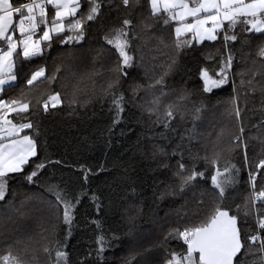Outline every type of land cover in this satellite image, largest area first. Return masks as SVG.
Listing matches in <instances>:
<instances>
[{
  "label": "trees",
  "instance_id": "1",
  "mask_svg": "<svg viewBox=\"0 0 264 264\" xmlns=\"http://www.w3.org/2000/svg\"><path fill=\"white\" fill-rule=\"evenodd\" d=\"M25 2L11 0L14 6ZM87 7L82 0L81 11ZM150 12L149 0H135L127 7L122 0H104L79 43L54 39L43 56L17 63V80L0 98L29 91L27 80L43 67L46 75L55 73L57 78L29 92L33 104L56 93L62 103L48 112L37 105L27 114L39 133L37 155L22 173L10 174L8 192L0 200V256L11 249L28 264H56L59 249L67 253V264H167L171 253L186 251L183 240L166 239L168 233L199 223L221 200L230 215H237L245 248L248 237L255 235L254 216L245 217L243 205L251 191L250 172L257 174V190L264 187V168H257L264 160V58L258 55L264 33L243 32L237 26L238 39L230 41L227 49L222 33L215 41L193 42L169 70L175 23L150 19ZM125 19L131 21L126 31L133 66L105 93L116 77L119 57L105 36L123 27ZM145 23L151 27L145 28ZM229 50L234 59L228 82L205 93L201 69L207 68L210 74L218 70L221 56ZM162 75L163 85L150 87ZM137 85L141 87L134 94ZM162 92L166 95L158 112L150 113L148 109L155 107L152 101ZM73 93L78 102L70 106ZM120 94L124 111L120 123L113 125L112 101ZM182 95L188 99L181 101ZM234 96L239 97V118L232 112ZM170 103L179 107L166 129L156 121L158 116L163 119ZM241 127L243 143L235 139ZM25 132L32 134L31 129ZM217 153L221 171L230 164L240 169L238 183L227 187L222 198L211 183L217 166L204 159ZM33 161H43L45 167L30 183L25 176L34 169ZM178 161L204 172V178L198 177L181 191L174 175ZM57 192L73 203L79 198L71 225L64 223L62 205L57 211ZM46 246L50 253L44 252ZM260 256L256 252L243 257L242 252L237 261L258 264Z\"/></svg>",
  "mask_w": 264,
  "mask_h": 264
},
{
  "label": "snow or ice",
  "instance_id": "2",
  "mask_svg": "<svg viewBox=\"0 0 264 264\" xmlns=\"http://www.w3.org/2000/svg\"><path fill=\"white\" fill-rule=\"evenodd\" d=\"M83 2L88 5L86 11H81L82 0H27L20 7H15L11 0H0V94L13 87L17 80L15 68L20 60L31 61L43 56L54 39L62 44H72L79 43L84 38L86 25L99 16L104 0H83ZM122 3L127 7L130 3H135V0H122ZM149 4L150 19L162 20L164 25L175 23V39L171 44L173 56L172 62L168 65L169 70L176 63L181 52L191 47L193 42L215 41L222 33L224 46L227 49L230 41L234 42L238 39L235 31L237 26H240L243 32L264 33V0H149ZM49 8L53 12L51 17H49ZM14 15L19 17L16 23H14ZM130 25L131 21L125 19L123 27L113 29L105 36L106 42L119 54L117 67L114 69L116 77L108 84L105 93L120 83L122 75H127L126 68L133 66L134 56L130 54L131 41L126 31ZM144 27L149 28L151 25L145 23ZM258 55L264 58V46L259 49ZM233 59L229 50L227 55L221 56L218 70L210 74L207 68L201 69L200 76L205 93H211L213 89H218L228 82ZM164 75H167V72ZM56 78L55 73L46 75L45 69L41 67L27 80L29 91L21 90L9 99L0 98V200H4L8 192L10 174L22 173L25 166L30 163V159L37 155L35 137L39 133L36 132L27 114L37 105L48 112L50 107L56 108L62 103L60 93H56L47 94V98L43 100L37 98L34 105L29 92L45 82L50 85ZM163 83L162 75L150 87L154 88ZM247 83L251 85L252 81L249 80ZM244 85L245 81L241 80V87ZM140 87L137 85L133 89L134 94ZM76 95L73 93L70 106L78 102ZM164 95L166 94L162 92L161 96L152 101L155 107L148 109L150 113L158 112ZM238 98L234 96L231 100L232 112L237 118L240 116V109L236 106ZM179 99L184 101L188 97L182 95ZM123 101V94L113 98L112 102L116 109L113 125L120 123L121 113L124 111ZM178 107V104H168L163 119L158 116L156 122L162 123L166 129L169 128ZM195 111L199 113L201 109L197 108ZM28 129L32 130V134L25 132ZM243 132L244 129L241 127V135L235 137L242 143ZM244 147L247 148V145L244 144ZM158 151L164 154L163 148H158ZM175 154L174 151L173 155ZM204 159L211 165L217 166L220 156L217 153L211 158L206 156ZM245 162L247 163L246 153ZM44 167L43 161L35 163L34 169L25 176L27 181L33 182V178ZM257 168H264V160L260 161ZM239 172L240 169L234 164L224 167L223 171L216 167L215 173L211 175V183L218 190L221 198L227 187L238 183ZM174 175L180 180L179 188L183 191L198 177L203 179L205 173L196 171L195 167L189 169L182 161H178ZM256 175L249 173L251 191L249 196L245 197L243 205V215L254 216L258 228L256 235L248 237L247 248L241 240L237 215H230V210L221 206V200L199 223L187 225L183 230L174 228L168 233L166 239L183 240L186 251L171 253L167 264H241L236 258L242 252L243 257L260 253L258 264H264V238L260 235V232H264V187L257 190ZM87 176L88 172L85 171V180ZM56 198L59 202L56 205L57 211L62 205L64 223L71 225L74 219L73 211L76 203H79V198L73 203L59 192L56 193ZM237 211H241L239 206ZM94 223L99 226L98 222L94 221ZM98 243L101 244L100 252H102L103 236L99 237ZM253 245L257 247L254 248ZM44 252L50 253V249L46 246ZM55 256L56 264H61V261L67 264L66 252L57 249ZM0 264H28V262L18 255H13L9 249L7 254L0 256Z\"/></svg>",
  "mask_w": 264,
  "mask_h": 264
},
{
  "label": "crops",
  "instance_id": "3",
  "mask_svg": "<svg viewBox=\"0 0 264 264\" xmlns=\"http://www.w3.org/2000/svg\"><path fill=\"white\" fill-rule=\"evenodd\" d=\"M20 6H22V5H20ZM20 6H15V7H20ZM150 9H151V8H150ZM51 15H53V12H52V10L49 8V17H51ZM18 19H19V17L14 15V23L18 22ZM203 42H208V40H205V41H203ZM203 42H202V43H203ZM199 44H200V43H199Z\"/></svg>",
  "mask_w": 264,
  "mask_h": 264
},
{
  "label": "built area",
  "instance_id": "4",
  "mask_svg": "<svg viewBox=\"0 0 264 264\" xmlns=\"http://www.w3.org/2000/svg\"><path fill=\"white\" fill-rule=\"evenodd\" d=\"M254 222H255V217H254ZM255 228H256V233H255V235L257 234V232H258V228H257V225H256V222H255ZM262 234V232H260V235ZM248 243H249V241H248Z\"/></svg>",
  "mask_w": 264,
  "mask_h": 264
},
{
  "label": "water",
  "instance_id": "5",
  "mask_svg": "<svg viewBox=\"0 0 264 264\" xmlns=\"http://www.w3.org/2000/svg\"><path fill=\"white\" fill-rule=\"evenodd\" d=\"M238 257H239V256H238ZM238 257H237V258H238ZM237 258H236V259H237Z\"/></svg>",
  "mask_w": 264,
  "mask_h": 264
},
{
  "label": "rangeland",
  "instance_id": "6",
  "mask_svg": "<svg viewBox=\"0 0 264 264\" xmlns=\"http://www.w3.org/2000/svg\"><path fill=\"white\" fill-rule=\"evenodd\" d=\"M21 135H22V133H21Z\"/></svg>",
  "mask_w": 264,
  "mask_h": 264
}]
</instances>
